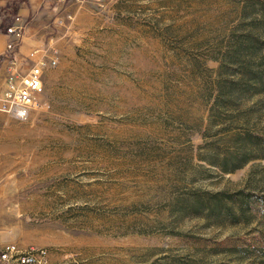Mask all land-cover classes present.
<instances>
[{
    "label": "rangeland",
    "instance_id": "1",
    "mask_svg": "<svg viewBox=\"0 0 264 264\" xmlns=\"http://www.w3.org/2000/svg\"><path fill=\"white\" fill-rule=\"evenodd\" d=\"M56 16L36 49L55 60L40 105L0 113V249L43 248L47 264H264L252 204L247 221L209 210L219 191L264 193V159L216 166L243 133L264 137V96L224 87L242 70V0H63Z\"/></svg>",
    "mask_w": 264,
    "mask_h": 264
},
{
    "label": "trees",
    "instance_id": "2",
    "mask_svg": "<svg viewBox=\"0 0 264 264\" xmlns=\"http://www.w3.org/2000/svg\"><path fill=\"white\" fill-rule=\"evenodd\" d=\"M20 1L10 2L3 8L4 14H9L11 20L17 17ZM242 12L248 23L242 38H238L233 50V59L238 61L242 70L238 78L229 79L224 84L225 91L229 95L239 94L243 98L252 95L264 96V0H242ZM236 57V58H235ZM239 146L234 151L228 152L219 164L218 168L223 172H232L242 167L253 159H264V137L245 132L239 137ZM240 196L230 195L226 192L212 194L217 198L215 205H209V210H220L226 217H233L232 221H238L243 217L247 221L246 213L252 209L258 212L264 221V193H248L243 190ZM226 203H220L224 200ZM228 199V200H226ZM230 202V204L227 203Z\"/></svg>",
    "mask_w": 264,
    "mask_h": 264
},
{
    "label": "built area",
    "instance_id": "3",
    "mask_svg": "<svg viewBox=\"0 0 264 264\" xmlns=\"http://www.w3.org/2000/svg\"><path fill=\"white\" fill-rule=\"evenodd\" d=\"M16 19L18 17L13 21ZM5 34L8 39L4 55L13 62L8 73L0 79V113L26 119L31 111L40 105L44 75L55 65V60H47V57L41 56L34 60L27 70H22L21 66L15 67L14 56L22 41V27L10 23ZM0 264H47V251L43 248L19 247L15 243H8L0 249Z\"/></svg>",
    "mask_w": 264,
    "mask_h": 264
},
{
    "label": "crops",
    "instance_id": "4",
    "mask_svg": "<svg viewBox=\"0 0 264 264\" xmlns=\"http://www.w3.org/2000/svg\"><path fill=\"white\" fill-rule=\"evenodd\" d=\"M20 1V8L17 13L18 19L9 22L16 26L22 27V41L16 50L14 59L15 67H22L27 70L31 61L36 60L39 53L34 52L46 40L48 31L44 25L58 18L57 9L62 5L63 0H0V9L8 7L10 2ZM3 11V10H2ZM4 12H2V15ZM8 36L5 31H0V79L8 72L13 62L12 59L5 57V44Z\"/></svg>",
    "mask_w": 264,
    "mask_h": 264
}]
</instances>
